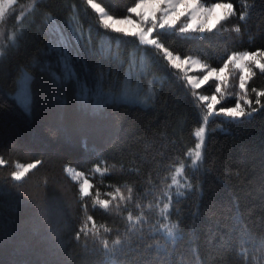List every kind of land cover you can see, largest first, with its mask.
<instances>
[{"label":"trees","instance_id":"trees-1","mask_svg":"<svg viewBox=\"0 0 264 264\" xmlns=\"http://www.w3.org/2000/svg\"><path fill=\"white\" fill-rule=\"evenodd\" d=\"M95 1L123 16L138 0ZM203 1L233 3L237 15L222 22L223 33L166 36L170 50L200 54L212 67L233 51H264V0ZM6 20L0 264H264V108L246 120L210 119L201 159L193 163L204 107L193 103L179 70L169 71L152 49L105 32L87 0H17ZM50 45L59 51L49 52ZM65 50L75 77L69 80L61 68ZM52 71L60 81L50 77ZM253 71L247 90L255 107L252 89L264 91V73ZM23 72L35 78L29 81L30 112L14 98ZM98 77L113 102L93 111ZM235 102L230 98L223 106ZM37 160L23 180H15L17 163ZM68 165L90 179L88 196ZM181 166L186 185L178 193L172 179ZM55 178L74 192L71 226L60 233L65 247L48 236L49 228L39 229L36 199L28 200L30 188L47 190ZM129 189L131 199H120ZM103 200L110 201L107 209L98 203Z\"/></svg>","mask_w":264,"mask_h":264},{"label":"snow or ice","instance_id":"snow-or-ice-1","mask_svg":"<svg viewBox=\"0 0 264 264\" xmlns=\"http://www.w3.org/2000/svg\"><path fill=\"white\" fill-rule=\"evenodd\" d=\"M17 0H0V19L5 18L12 13L14 5ZM87 4L91 9L98 14L100 27L108 33L117 34L122 39L135 38L139 47L144 49H152L155 56L162 59L169 71L176 73L178 70H184L182 73L181 84L190 92L193 98V103L199 107L203 102L206 107L201 117L203 125L207 126L210 119L215 117H223L228 121H240L251 118L257 113L260 108H264L261 102V97H264V91H258L253 88L252 91L256 93L255 107L252 99L248 96L247 84L255 75L253 68L259 69L264 73V51H243L235 52L227 55L220 67H211L208 63H202L199 59H193V55H200L193 53L189 55L185 53L184 58L179 54H174L175 50H170L171 45L165 39L168 35H179L182 38H195L197 36L216 35L223 33L227 29L222 22L237 15L233 3L227 2H213L210 7L205 6L201 0H138L134 6L126 10V14L122 18H117L114 14H109L102 3L94 2V0H87ZM252 7V6H248ZM133 15L137 19H133ZM248 13H241L239 19L244 21L247 19ZM55 30V25L53 26ZM236 33L240 32L239 27L233 29ZM60 45H65V41L61 39ZM48 51H59V47L50 45ZM68 53L65 50L64 55L60 58L61 68L64 72V80H69L74 77L73 67L67 63ZM232 65L234 69L239 70L238 89L239 94H229L225 96L222 93V86L227 84L231 73L229 66ZM199 68L201 73L199 76L187 74V69ZM50 77L55 81H60L61 77L55 71L50 72ZM34 77H29L26 73L23 82H34ZM205 86L213 87L216 94H201ZM220 94V95H217ZM17 105L26 112H30L31 106L34 102V93L30 89L19 92L14 97ZM234 99L236 102L234 106H222V102L228 99ZM85 101L88 100L87 89L85 95L82 97ZM243 99L244 103L240 100ZM113 97L104 91L103 77L97 78V87L92 96L91 108L93 111L102 110L106 104L112 103ZM205 127H200L196 130L195 136L199 138L200 143L196 144V151L194 153L195 163L201 159V147L205 142ZM211 133V129H208ZM5 161L0 159V164ZM40 161L29 164L22 171H16L13 176L16 181H20L28 173L29 169H34ZM177 169V172L181 171ZM173 184H177L175 178L172 179ZM82 195H89V184L87 181L80 186ZM119 192V190H117ZM120 199H131V189H129V196L124 197L120 194ZM103 208L107 209L109 200L98 201ZM169 205H164V210H168ZM131 219V215H129ZM171 233V229H169ZM76 239H79L77 233ZM119 243V241H117Z\"/></svg>","mask_w":264,"mask_h":264},{"label":"rangeland","instance_id":"rangeland-1","mask_svg":"<svg viewBox=\"0 0 264 264\" xmlns=\"http://www.w3.org/2000/svg\"><path fill=\"white\" fill-rule=\"evenodd\" d=\"M94 2H97V1L94 0ZM201 2L203 4H205V6H207V7H210L211 3H213V2L206 3L203 0H201ZM224 3H227V2H224ZM109 14H111V13H109ZM123 16H116V17L122 18ZM133 19H137L135 17V15H133ZM8 30L9 29L7 26L6 17L3 19H0V53H1V50L3 49V47L5 46L4 45L5 44V38L7 36ZM244 51H248V50H244ZM240 52H243V51H239L238 53H240ZM174 54H177V53H174ZM189 55H192V54H189ZM180 56H181V58H184L183 55H180ZM193 59H199L202 63H206L197 55H193ZM254 69L255 68H253V70ZM201 71L202 70L199 68H189V69H187V74L193 75V76H199ZM183 72H184L183 69L179 70V73L181 74V76H182ZM229 72L231 73V75L229 77L227 84L222 86V93L225 96H228L229 94H239L242 96L243 94L239 93V89H238V82H239L238 77L240 74L239 70L234 69V67L232 65H230L229 66ZM26 73L27 72H23L20 79H19V88H18L17 93L30 89L29 82H27V83L23 82V78H24ZM28 76H29V74H28ZM201 94L211 95V94H216V93H214L213 87L205 86L204 89L201 91ZM217 95H220V94H217ZM240 102L244 103L243 99H241ZM224 103L225 102H222V106ZM201 104L204 108L206 107V105L203 102H201ZM200 127L206 128V131H205V137H206L208 125L205 126L202 124ZM205 137H204V139H205ZM1 141H2V139H0V143H1ZM198 143H200L199 138H198ZM12 144L14 145V142H10L8 146H10ZM203 146L200 149L201 153H202ZM195 151H196V148L191 151V157L193 160L195 159V157H194ZM32 163H35V162L17 163L16 171H22L25 167H27L29 164H32ZM181 167H179L178 169H180ZM30 170L31 169H29V171ZM67 171L71 175V177L75 181L78 182L79 188L81 185L84 184L85 181H87L89 184V191H90V188H91L90 179L86 176V174L83 171H81L80 169H78L72 165L67 166ZM27 174L28 173H26V175ZM26 175H25V177H26ZM24 178H22L21 180H23ZM174 178L176 179V181L178 183L173 184V185L175 187V190L179 193L182 191V189L186 185L185 177L183 174V167H182L181 171H179V172L176 171ZM34 183H37V182H34ZM30 190L31 191L29 193L30 194L29 196H31V199H28V200L29 201L31 200V202H32L33 200L36 199L35 201H33L34 202L33 203L34 204V206H33L34 207L33 208V211H34L33 218L37 222V226L39 227L40 230L43 228H47V229L49 228L51 231L50 232L51 235L49 234L48 236L55 238V242H58L59 245L65 247L68 240H67V238L62 239L60 237L61 236L60 233H61V231H64V232L67 231L68 232L69 227L71 226L70 225L71 220L69 219L71 217L70 216V209H71V207L74 206V202H73L74 201V192H73L72 188L67 183H65L63 180H61L59 178H55V180L51 181V184L47 190H45L44 188H41V187L37 188V189L36 188H30ZM80 191H81V188H80ZM47 214L49 215L48 219L45 217Z\"/></svg>","mask_w":264,"mask_h":264}]
</instances>
